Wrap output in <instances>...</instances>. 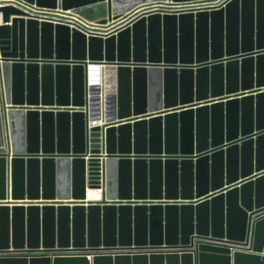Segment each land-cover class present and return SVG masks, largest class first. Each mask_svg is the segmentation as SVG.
<instances>
[{
	"label": "water",
	"instance_id": "water-1",
	"mask_svg": "<svg viewBox=\"0 0 264 264\" xmlns=\"http://www.w3.org/2000/svg\"><path fill=\"white\" fill-rule=\"evenodd\" d=\"M26 1L103 26L0 6V264H264V0Z\"/></svg>",
	"mask_w": 264,
	"mask_h": 264
},
{
	"label": "built area",
	"instance_id": "built-area-1",
	"mask_svg": "<svg viewBox=\"0 0 264 264\" xmlns=\"http://www.w3.org/2000/svg\"><path fill=\"white\" fill-rule=\"evenodd\" d=\"M219 1L217 0H194V1H188V2H180V3H173L170 5V7H174V9H177L176 12L178 13H185V12H202L205 10H212L210 8L216 7L218 5ZM13 5L16 7H19L21 9L26 10L31 17L38 18L41 20H52V19H65L70 20L71 25L74 27H78L80 29L84 28H92L97 29L98 25L103 26L102 24H99L98 22H90L86 19H84L81 15L74 12V10H63L61 7L58 9H47L38 6L37 4L30 3L26 0H0V6H9ZM157 5H151L148 7H140L137 10H135L131 15H134V17H141L143 15H147L149 13L154 12L157 7ZM89 95V99H90ZM91 101V100H90ZM114 107L112 105L106 104L104 108L101 106V113L103 112H112L114 111ZM1 125H3V120H1ZM103 143V142H102ZM9 254H14L13 252H5ZM21 254V253H20Z\"/></svg>",
	"mask_w": 264,
	"mask_h": 264
},
{
	"label": "crops",
	"instance_id": "crops-1",
	"mask_svg": "<svg viewBox=\"0 0 264 264\" xmlns=\"http://www.w3.org/2000/svg\"><path fill=\"white\" fill-rule=\"evenodd\" d=\"M101 85H102V84H101ZM104 85H105V83H104ZM101 91H102L101 93H103V99H104V102H103V101H102V102H103V106H104L105 98H104V87H103V86H102V88H101Z\"/></svg>",
	"mask_w": 264,
	"mask_h": 264
},
{
	"label": "bare ground",
	"instance_id": "bare-ground-1",
	"mask_svg": "<svg viewBox=\"0 0 264 264\" xmlns=\"http://www.w3.org/2000/svg\"><path fill=\"white\" fill-rule=\"evenodd\" d=\"M89 196H90V197H95V196H96V195H95V192H94V191H90V192H89Z\"/></svg>",
	"mask_w": 264,
	"mask_h": 264
}]
</instances>
